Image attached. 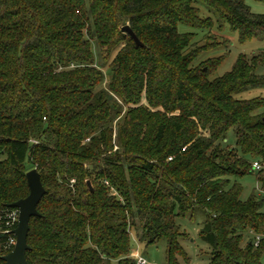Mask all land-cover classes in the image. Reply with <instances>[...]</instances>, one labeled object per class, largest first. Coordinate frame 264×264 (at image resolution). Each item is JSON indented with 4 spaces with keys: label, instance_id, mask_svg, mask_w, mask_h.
<instances>
[{
    "label": "trees",
    "instance_id": "1",
    "mask_svg": "<svg viewBox=\"0 0 264 264\" xmlns=\"http://www.w3.org/2000/svg\"><path fill=\"white\" fill-rule=\"evenodd\" d=\"M198 3L239 43L264 42V15L243 0H0V231L8 205L28 195L29 170L45 191L28 264H135L137 227L147 245L167 242L166 264L187 262L176 218L195 209L210 264H262L264 197L240 200L231 179L255 173L264 194V169L251 170L264 165V97L236 98L264 90V51L210 80L224 57L191 65L204 46L177 28L214 25ZM5 244L0 234V257Z\"/></svg>",
    "mask_w": 264,
    "mask_h": 264
},
{
    "label": "rangeland",
    "instance_id": "2",
    "mask_svg": "<svg viewBox=\"0 0 264 264\" xmlns=\"http://www.w3.org/2000/svg\"><path fill=\"white\" fill-rule=\"evenodd\" d=\"M243 1L252 13L264 15V2L255 0ZM196 7L199 10V15L203 17V19L210 18L214 25L203 32L192 31L182 25H178L177 28L179 32H193L195 34L193 42L199 47L204 46L199 50L191 65H197L207 59L224 57L221 63L209 75L210 80L221 77L229 72L239 56L250 58L253 55L264 51V42L252 40L246 43H239L237 35L230 32L228 25L219 20L210 8L208 9L202 3H198ZM213 42L216 44L205 47L206 44ZM92 50L95 56H97L95 46H92ZM112 58L113 57L107 62V65L101 66V70L104 73V79L98 88H107L110 79L108 63H110ZM95 64L96 66L101 64L98 58H96ZM256 72L262 74L264 73V68L260 67ZM260 96L264 97V90L252 89L248 92L236 95V98L251 99ZM115 125L116 122H114L113 127H115ZM227 144L229 146H234V135L232 131L228 133ZM234 182H237L242 187L240 200H246L251 193L264 197V194L259 190L255 173L249 174L240 179H231V183ZM262 211H264V204ZM204 221L205 214L199 209H195L191 216L176 218V223L179 226L181 233L184 235V237L179 238V244L188 260L187 262H184L181 258L177 257L178 264H210L209 253L211 248L199 238V231L202 228ZM250 237H252V235L244 234L243 245ZM129 239L131 258H133L134 255H138L144 258L147 264H166L167 242L165 240L162 239L154 244L147 245L144 241H140L141 231L138 227L135 230L131 229L129 231ZM261 263L264 264V256L261 258Z\"/></svg>",
    "mask_w": 264,
    "mask_h": 264
},
{
    "label": "water",
    "instance_id": "3",
    "mask_svg": "<svg viewBox=\"0 0 264 264\" xmlns=\"http://www.w3.org/2000/svg\"><path fill=\"white\" fill-rule=\"evenodd\" d=\"M123 34H127L133 41L135 47H143L129 25L126 24L120 28ZM28 187V195L14 203L8 205L9 208L16 209L18 212L17 224L13 231L15 243L12 250L0 257L5 264H28L25 259V252L28 250L26 243L27 233L29 230V219L38 216L36 206L44 195V188L40 182L39 174L36 169H31L25 174ZM89 191H92L89 181H86Z\"/></svg>",
    "mask_w": 264,
    "mask_h": 264
},
{
    "label": "built area",
    "instance_id": "4",
    "mask_svg": "<svg viewBox=\"0 0 264 264\" xmlns=\"http://www.w3.org/2000/svg\"><path fill=\"white\" fill-rule=\"evenodd\" d=\"M264 169V165L259 161H252L251 163V170L253 172H258ZM73 183V180L71 181ZM17 218H18V212L16 209H13L9 212H6L2 221V230L0 231V234L2 236H6V248L13 247L15 243V237L13 235V231L17 224ZM253 237V246L257 247L260 242V236L254 235ZM133 259L135 261V264H147L146 260L138 255H134Z\"/></svg>",
    "mask_w": 264,
    "mask_h": 264
}]
</instances>
